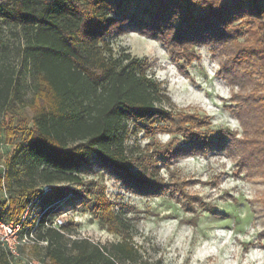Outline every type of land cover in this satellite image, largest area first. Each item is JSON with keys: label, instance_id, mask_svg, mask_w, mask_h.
I'll return each instance as SVG.
<instances>
[{"label": "trees", "instance_id": "obj_1", "mask_svg": "<svg viewBox=\"0 0 264 264\" xmlns=\"http://www.w3.org/2000/svg\"><path fill=\"white\" fill-rule=\"evenodd\" d=\"M0 22L21 36L17 63H0V128L11 139L16 119L20 132L0 154V220L18 222L33 206L37 237L47 241L40 258L46 264L137 259L125 237L101 246L72 238L70 223L59 231L41 229L68 200L89 195L105 229L121 236L128 232L122 208L115 210L119 204L80 176L93 157L131 192L162 195L173 189L166 191L159 177L161 159L133 151L131 135H179L180 140L156 145L173 149L171 158L224 145L212 131L200 132L204 118L166 108L170 100L149 74L148 61L126 52L115 56L110 37L135 32L156 40L180 69L197 58L196 46L219 49L227 61L223 78L237 85L236 97L244 105L238 119L252 116V126L264 131V117H258L264 115V94L253 90L256 77L264 78V0H0ZM5 55L0 52V58ZM248 86L252 90L242 98ZM26 108L32 114L29 125L22 117ZM251 153L247 157L264 166V142ZM0 264H11L1 249Z\"/></svg>", "mask_w": 264, "mask_h": 264}, {"label": "rangeland", "instance_id": "obj_2", "mask_svg": "<svg viewBox=\"0 0 264 264\" xmlns=\"http://www.w3.org/2000/svg\"><path fill=\"white\" fill-rule=\"evenodd\" d=\"M109 42L115 56L126 52L146 59L149 74L161 82L170 100L166 108L176 114L204 118L207 124L200 132L212 131L213 138H222L224 145L205 153L171 158L173 149L166 151L156 145H165L173 138L180 140L179 135H131L128 145L133 151L152 153L161 159L159 177L166 191L173 189L162 195L131 192L113 171L93 157L82 166L80 176L95 182L105 198L119 204L115 210L122 208L130 227L122 236L105 229L93 208V197L86 195L68 200L58 214L70 223L72 238L107 246L125 237L138 251L137 259L126 264H264V166L257 167L256 160L247 157L264 142V131L252 126V116L238 119L244 105L236 97L240 94L237 85L221 73L226 57L217 48L196 46L197 58L181 70L156 40L128 32L110 37ZM20 44L21 36L15 28L0 22V52L7 54L0 63L16 64ZM26 80L29 82L28 77ZM253 88L263 95L264 78L256 77ZM250 90L251 86L246 87L242 98ZM29 96L30 91L26 98ZM22 114L29 125L31 112L26 108ZM258 117L263 119L264 115ZM13 126L11 139L0 128V154L19 138L16 119ZM254 140L257 143L252 146ZM41 256L42 248H23L14 264L40 260Z\"/></svg>", "mask_w": 264, "mask_h": 264}, {"label": "built area", "instance_id": "obj_3", "mask_svg": "<svg viewBox=\"0 0 264 264\" xmlns=\"http://www.w3.org/2000/svg\"><path fill=\"white\" fill-rule=\"evenodd\" d=\"M44 189L46 190L47 187ZM64 224L62 215H57L50 221L45 220L41 229L53 228L59 231ZM38 230L39 215H36L35 208L31 205L25 208L18 222H3L0 220V249L6 254L11 264L20 259L23 248H44L47 245L46 240L37 237ZM26 264H46V262L40 259L28 261Z\"/></svg>", "mask_w": 264, "mask_h": 264}]
</instances>
